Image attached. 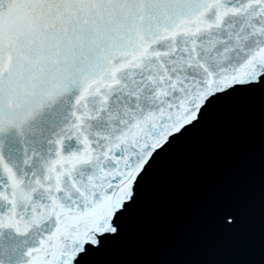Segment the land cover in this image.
<instances>
[{
    "label": "snow or ice",
    "instance_id": "1",
    "mask_svg": "<svg viewBox=\"0 0 264 264\" xmlns=\"http://www.w3.org/2000/svg\"><path fill=\"white\" fill-rule=\"evenodd\" d=\"M257 90L264 0H0V264H91L160 158Z\"/></svg>",
    "mask_w": 264,
    "mask_h": 264
},
{
    "label": "water",
    "instance_id": "2",
    "mask_svg": "<svg viewBox=\"0 0 264 264\" xmlns=\"http://www.w3.org/2000/svg\"><path fill=\"white\" fill-rule=\"evenodd\" d=\"M224 199L239 211L231 230ZM91 264H264V93L222 101L164 154Z\"/></svg>",
    "mask_w": 264,
    "mask_h": 264
}]
</instances>
